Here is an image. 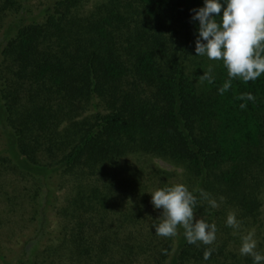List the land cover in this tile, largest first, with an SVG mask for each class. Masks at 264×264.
I'll list each match as a JSON object with an SVG mask.
<instances>
[{"label": "trees", "instance_id": "trees-1", "mask_svg": "<svg viewBox=\"0 0 264 264\" xmlns=\"http://www.w3.org/2000/svg\"><path fill=\"white\" fill-rule=\"evenodd\" d=\"M83 1L53 0L6 30L0 48L1 151L16 168L42 179L55 173L95 175L137 153L181 166L197 198L196 217L214 223L217 231L211 245L189 244L179 228L172 262L219 264L226 243L218 241V231L228 235V210L243 217L258 213L264 74L247 83L233 79L223 94L219 89L229 78L222 61L210 73L212 83L190 76L186 55L195 51L199 27L191 10L204 0H131L144 17L133 27L124 23L123 0H108L81 15ZM21 2L0 0V20ZM245 93L254 99H240ZM201 189L218 207L201 198ZM50 195L47 191L44 205ZM94 205L89 197L87 207ZM82 226L77 222L70 231L88 236ZM92 244H72L79 264H128L123 257L97 259ZM208 249L210 258L204 259Z\"/></svg>", "mask_w": 264, "mask_h": 264}, {"label": "rangeland", "instance_id": "rangeland-1", "mask_svg": "<svg viewBox=\"0 0 264 264\" xmlns=\"http://www.w3.org/2000/svg\"><path fill=\"white\" fill-rule=\"evenodd\" d=\"M108 2L84 0L77 12L86 15ZM52 3L53 0H22L19 9L6 10L0 20V48L6 30L14 22L34 16ZM122 4L124 23L133 27L143 20L139 7L135 9L137 3L123 0ZM128 32L121 39L124 45ZM185 62L195 80L209 68L213 73L218 63L196 56L194 50H188ZM4 148L5 140L0 135V264H79L72 253V244L78 240L93 242L92 252L102 261L112 256L123 257V263L128 264H173L175 240L155 234L153 225L162 210L153 207L149 193L165 185L186 184L181 166L155 155L137 153L105 166L95 175L81 178L55 173L42 179L16 168L8 153L1 151ZM47 191L51 192L50 204L44 205ZM89 197L95 203L94 209L87 207ZM258 199L255 217L228 210L242 219V228L237 231L229 227L225 229L228 235L218 231V241L224 239L226 243V256L217 263L253 264L252 257L239 252L241 234L253 229L256 251L264 255V186ZM75 200L79 203L77 219L72 217L76 214ZM80 221L88 235L83 238L70 231Z\"/></svg>", "mask_w": 264, "mask_h": 264}, {"label": "clouds", "instance_id": "clouds-1", "mask_svg": "<svg viewBox=\"0 0 264 264\" xmlns=\"http://www.w3.org/2000/svg\"><path fill=\"white\" fill-rule=\"evenodd\" d=\"M192 19L199 21L198 37L195 40L196 56H206L209 60L222 61L227 70L228 81L219 89L223 94L231 87V80L239 79L247 83L255 81L264 74V0H204L203 7L191 10ZM218 18V19H217ZM211 68L202 76L201 82H213ZM254 99L250 93L242 94L240 99ZM241 108L245 105L241 104ZM201 198L207 200L212 208L218 207L210 194L199 190ZM155 209L161 215L153 225L155 234L164 238L175 237L183 228L189 244L211 245L216 240V225L197 218V198L183 183L157 187L150 193ZM222 199V198H221ZM226 225L241 230L242 224L236 213L230 211ZM236 234V232H234ZM255 230L241 234V255L253 258V264L264 262V255L256 251ZM212 249L204 253L209 259Z\"/></svg>", "mask_w": 264, "mask_h": 264}]
</instances>
